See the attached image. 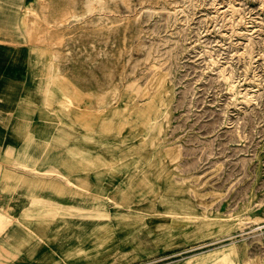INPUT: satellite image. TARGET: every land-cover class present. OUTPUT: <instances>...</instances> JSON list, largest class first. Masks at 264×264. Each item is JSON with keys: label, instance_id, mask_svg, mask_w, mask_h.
<instances>
[{"label": "rangeland", "instance_id": "374dc122", "mask_svg": "<svg viewBox=\"0 0 264 264\" xmlns=\"http://www.w3.org/2000/svg\"><path fill=\"white\" fill-rule=\"evenodd\" d=\"M0 10V264H264V0Z\"/></svg>", "mask_w": 264, "mask_h": 264}, {"label": "crops", "instance_id": "0c3cea01", "mask_svg": "<svg viewBox=\"0 0 264 264\" xmlns=\"http://www.w3.org/2000/svg\"><path fill=\"white\" fill-rule=\"evenodd\" d=\"M2 13H7V10H0V100H5L4 105L0 104V126L11 123V119L14 117L13 113L17 110V99L12 101L9 105L7 101L9 99L8 94L21 93L23 91V79L28 76L24 74L27 72L24 69V53L18 52L14 44H21L16 40H10L7 36L5 16H1ZM10 45V46H9ZM22 89V90H21ZM10 112V121H9ZM8 140L14 141L13 135L8 134Z\"/></svg>", "mask_w": 264, "mask_h": 264}, {"label": "bare ground", "instance_id": "6f19581e", "mask_svg": "<svg viewBox=\"0 0 264 264\" xmlns=\"http://www.w3.org/2000/svg\"><path fill=\"white\" fill-rule=\"evenodd\" d=\"M230 246V245H229ZM221 248V247H220ZM226 249V248H225ZM221 250V249H220ZM209 252H213V250H210ZM209 252L207 251V252H204V253H202V254H209Z\"/></svg>", "mask_w": 264, "mask_h": 264}]
</instances>
